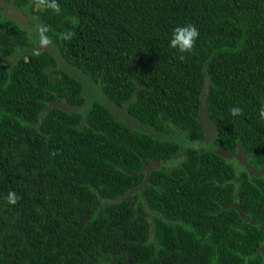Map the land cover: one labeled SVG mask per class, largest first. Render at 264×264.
<instances>
[{
    "label": "trees",
    "instance_id": "16d2710c",
    "mask_svg": "<svg viewBox=\"0 0 264 264\" xmlns=\"http://www.w3.org/2000/svg\"><path fill=\"white\" fill-rule=\"evenodd\" d=\"M4 1L29 24L0 18V264H264V178L251 172L264 160V0ZM186 22L199 35L181 53L168 37ZM42 39L60 64L35 50ZM70 69L142 125L99 101L82 127L78 113L43 115L85 102ZM205 112L245 164L200 145L187 157L166 136L202 142ZM222 175L225 193L207 181ZM235 196L256 223L227 207Z\"/></svg>",
    "mask_w": 264,
    "mask_h": 264
},
{
    "label": "flooded vegetation",
    "instance_id": "af4514ba",
    "mask_svg": "<svg viewBox=\"0 0 264 264\" xmlns=\"http://www.w3.org/2000/svg\"><path fill=\"white\" fill-rule=\"evenodd\" d=\"M0 5H3V7L5 6V8L8 9L9 5H12L11 3L5 2L4 0H0ZM14 6V5H12ZM4 8H0V18H12V16H5L4 12L1 10ZM27 17V16H26ZM28 18V17H27ZM15 19V18H13ZM17 20V19H16ZM18 21V20H17ZM37 22V20H36ZM29 23V21H28ZM43 42V41H42ZM44 44H49L48 42H43ZM42 43L40 42L39 44H37L36 49L41 45ZM50 46V44H49ZM35 49V50H36ZM35 50H33V52H35ZM44 51H48V50H44ZM51 55H53V57L56 60V63H61L60 61V55L57 54L56 51H54L53 49H51L50 51ZM28 54V53H27ZM31 54V53H30ZM30 54H28L26 57H28ZM20 55V54H19ZM70 72L72 74H78L76 76H78L80 78V81L83 84V94L85 97V102L82 103L81 105H72L67 103L66 100H61L60 99L58 101H53L51 103H56L58 102L59 106H65L66 110L68 112L71 113H78L81 115L82 117V121L80 123V127L83 126V124L85 123V117L88 111V108L90 107L92 101H99L101 103H103L107 108L110 109V111L114 114L115 118L117 120H122L126 123V125L128 127H130L131 129L134 128V125H137L138 127H140L142 124L139 123L138 121H135L132 119V116L127 112V108H128V104H124L122 105V107H118L116 106L111 100L107 99L100 87V85L96 84L93 80H91L90 77L83 75L80 71L74 70V69H70ZM50 103V104H51ZM202 115V116H201ZM199 118L202 120L203 125H204V134H205V138L202 140V142H197L194 141L193 139H191L190 137H187L185 135H183L182 132L177 133H171L168 134L166 136H168L170 139H175V141H180L182 143V152L183 155L188 157V149L190 147H198V145H200V147H198L199 151L201 153H203L204 149L211 147L213 149V151H215L217 154H221L224 156H229V160H231L234 165H236L238 167V163L241 162L243 164L246 163V158L243 155L242 152H240V150H238L236 155H230L228 154V152H225L222 148H220L219 144H218V136L216 133V129L214 128V125L211 121L209 120H205L204 118V114H200ZM159 135V134H158ZM183 161V157L182 155H180L178 158H176L175 160H166L163 163L167 164L168 167H173L175 165L178 164H182ZM160 162L158 161H151L148 164L143 165L142 170H144V172H146L145 177H144V181L142 186H145V183L149 181V175L148 173H150L151 171L155 170L156 168L159 167ZM238 169V168H237ZM255 171V176L257 177H262L264 178V160L260 162V164L258 165V167L256 169L252 168L251 172ZM240 176L238 178V180H240ZM207 181L210 183H216L220 186V188L218 189V191L220 193H225V189H223V187H226L228 185L227 182V177L226 176H220V177H207ZM136 188L131 189L126 196H130L131 194H133L134 190ZM131 193V194H129ZM224 208H226L225 206H223ZM227 207L234 209L235 211L239 212V216L242 218V220H246V222H250V223H256L254 220H250L249 216H247L241 209V205L239 202V199H237V196H235L234 198V202L230 205H227ZM148 218H149V214H147ZM149 220V219H148Z\"/></svg>",
    "mask_w": 264,
    "mask_h": 264
},
{
    "label": "clouds",
    "instance_id": "9594fccd",
    "mask_svg": "<svg viewBox=\"0 0 264 264\" xmlns=\"http://www.w3.org/2000/svg\"><path fill=\"white\" fill-rule=\"evenodd\" d=\"M198 35L199 31L193 23L179 24L172 29L171 35L168 37V45L181 53L190 51ZM51 49L53 48L51 47ZM242 111L243 109L236 104L229 107V113L234 117H238ZM258 115L260 119L264 120V104L259 107ZM8 199L14 202V193L9 192Z\"/></svg>",
    "mask_w": 264,
    "mask_h": 264
},
{
    "label": "rangeland",
    "instance_id": "374dc122",
    "mask_svg": "<svg viewBox=\"0 0 264 264\" xmlns=\"http://www.w3.org/2000/svg\"><path fill=\"white\" fill-rule=\"evenodd\" d=\"M0 8H4V9H1L5 16H12V18H15L17 19L21 24L27 26L29 23H28V18L23 14L21 13L20 11H18L14 6L12 5H9L8 6V9L5 8V6L3 7V5H0ZM18 13L20 15H18ZM43 37H45V35L42 33ZM43 42H47L46 39H42ZM43 42H41L42 44H44ZM53 48V47H52ZM135 127H138L137 125H134Z\"/></svg>",
    "mask_w": 264,
    "mask_h": 264
},
{
    "label": "water",
    "instance_id": "95a60500",
    "mask_svg": "<svg viewBox=\"0 0 264 264\" xmlns=\"http://www.w3.org/2000/svg\"><path fill=\"white\" fill-rule=\"evenodd\" d=\"M18 15H20L19 13H18ZM51 50V47L48 45V44H42V45H40L36 50ZM138 90H139V88H138ZM54 107H58V108H60V109H62V110H64V111H67L66 110V108H65V106H59L58 105V102H56V103H51V104H49V106L47 107V108H45V110H44V113H43V115H45V114H47V113H49ZM42 115V116H43ZM204 118H205V120H209V117H208V115H207V113L205 112L204 113ZM201 120V119H200ZM210 121V120H209ZM201 122H202V120H201ZM203 123V122H202ZM138 188H136L135 190H134V192L137 190ZM141 190V189H140ZM133 192V193H134ZM129 194H131V193H129Z\"/></svg>",
    "mask_w": 264,
    "mask_h": 264
}]
</instances>
